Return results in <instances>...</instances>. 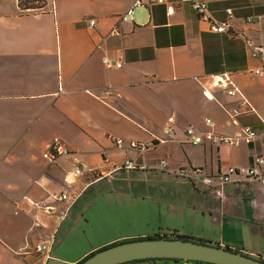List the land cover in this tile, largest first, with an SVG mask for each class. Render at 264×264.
<instances>
[{"label": "crops", "instance_id": "crops-1", "mask_svg": "<svg viewBox=\"0 0 264 264\" xmlns=\"http://www.w3.org/2000/svg\"><path fill=\"white\" fill-rule=\"evenodd\" d=\"M135 1L29 0L21 6L0 0V264H46L50 258L79 264L113 244L163 236L165 229L170 236L261 256L259 247H239L227 232H258L264 188L233 183L218 198L208 187L195 188L157 167L165 159L173 171L192 167L217 175L264 156V78L248 73L259 63L242 37L264 43V0H200L219 21L233 10L232 29L224 34L211 32L180 0L149 1L132 21L122 22ZM248 17L254 21L247 23ZM106 58L122 66L108 68ZM225 72L254 109L241 126H253L259 137L250 145H191L187 129L208 130V119L219 135L241 133L229 112L239 95L212 82ZM171 120L175 140L165 133ZM55 137L70 154L51 164L43 155ZM116 138L126 144L153 141L156 147L140 155L117 148ZM128 160L137 168H126ZM77 168L82 175H74ZM61 192L70 199L55 203L52 215L32 204ZM92 208L114 213L100 223ZM118 209L142 211L151 223L120 227ZM163 215H169L165 222ZM69 216L76 224L87 221L89 231L102 237L55 250L58 226L69 223ZM186 218L201 228L186 227ZM68 241L69 235L63 243ZM42 242L52 245L49 257L35 252ZM72 247L77 252H68Z\"/></svg>", "mask_w": 264, "mask_h": 264}, {"label": "built area", "instance_id": "built-area-1", "mask_svg": "<svg viewBox=\"0 0 264 264\" xmlns=\"http://www.w3.org/2000/svg\"><path fill=\"white\" fill-rule=\"evenodd\" d=\"M19 4L22 6L25 2L29 0H18ZM149 1L153 2H164L165 0H136L132 7L123 15H121L122 22L132 21L136 10L139 7L145 6ZM182 3H188L195 10L197 15L201 20L209 24L210 31L216 34L229 33L232 29V21L235 19L232 9H227V20L219 21L217 20L209 10L206 3L200 0H180ZM247 23H252L254 20L252 17H248L245 20ZM262 18L259 17L257 22L261 23ZM96 24L95 20H90L89 25L94 27ZM245 40L246 46L250 52L252 59L256 60L259 65L257 67L248 70L249 74L254 76L264 78V43L258 41L255 38L242 35ZM105 66L111 67H121L122 64L115 63L112 60L106 58L104 60ZM214 86L224 90L230 96L239 95V99L236 101L234 106L229 110L231 123L233 126L241 127V133L239 135H219L211 128L213 127V121L208 119L206 121L208 130H197L194 127L187 129V139L191 145L202 146L208 144L214 147L220 146H239L241 143L252 144L259 137V132L250 125L241 126V118L248 114L254 112V109L249 102V100L243 95L241 89L236 84L233 79L232 73H222L212 76ZM109 94V93H107ZM173 121L166 127L165 133L169 140H175V128ZM115 144L117 148L133 150L138 152L140 155H144L147 152L155 149L156 143L150 142H140L133 141L126 144L125 140L122 138H116ZM70 151L63 145L62 140L59 137H55L50 144V148L43 155L51 164L57 162V160L63 155H69ZM108 162V159L105 160ZM125 167L134 169L137 168L133 161H126ZM158 169L163 171H170L177 177L183 178L189 181L195 188L208 187L212 193L218 197H224V191L226 186L233 183H243V182H255L264 186V156H257L253 164L249 167H229L224 172H220L217 175H209L202 168H182L178 170H170L169 162L165 159L159 161ZM83 170L77 168L74 172L75 176L82 175ZM69 185L73 184V181H67ZM70 199L68 193L61 192L52 197V199L46 203H31L36 207L42 209L45 214L52 215L56 211L55 203L65 202ZM52 245L50 242L38 243L35 246V252L42 257H49L51 254Z\"/></svg>", "mask_w": 264, "mask_h": 264}, {"label": "water", "instance_id": "water-1", "mask_svg": "<svg viewBox=\"0 0 264 264\" xmlns=\"http://www.w3.org/2000/svg\"><path fill=\"white\" fill-rule=\"evenodd\" d=\"M161 261L197 264H264V258L183 236L119 242L91 254L79 264H154ZM46 264H71L50 258Z\"/></svg>", "mask_w": 264, "mask_h": 264}, {"label": "rangeland", "instance_id": "rangeland-1", "mask_svg": "<svg viewBox=\"0 0 264 264\" xmlns=\"http://www.w3.org/2000/svg\"><path fill=\"white\" fill-rule=\"evenodd\" d=\"M260 188H264L263 185L259 184ZM79 207H75L72 212L74 214H78L79 211ZM96 208H92L90 210L91 214L93 215L96 214L99 211V215H97V217L95 218L96 221H99L100 223L102 221H104V219H106V217L111 216V213H114V210H106L105 212L101 211V209H98L96 212L95 210ZM79 211V212H78ZM94 211V212H93ZM117 211V217L115 218V222L120 226L123 227V224H126V228H133L136 229L141 223H151V219L152 216L147 214L146 216H144V214L142 213V211H138V210H131V211H127V209H124L123 213L122 210L120 212V210H115ZM167 216L169 215H163L162 219L164 222L167 220L165 219ZM90 218L91 215H89ZM158 217V214H157ZM69 223L63 222L62 224H60L58 226V230L56 233V238H57V244L55 245V250L58 249H64L66 246H71L73 245V241H76L77 245L78 244H85V242H89L93 236H95L96 234L91 233L89 231L90 227L87 223V221H83L81 222V224L77 223L74 221L76 219H74V217L69 216L68 219ZM105 223H110V221H105ZM185 226L188 228H192L193 226H195L196 228H201V225L198 224L196 222V224L193 223V221L190 218H186V220L184 221ZM114 225V224H113ZM112 225V226H113ZM97 228H95V230H99L98 225H96ZM181 227V231L184 228V224H180ZM109 227H104V230H101L99 233H103L104 231H106ZM124 228V227H123ZM118 230V229H117ZM187 231V230H186ZM161 233H163V235H170V232L168 229H165L163 231H161ZM93 234V235H92ZM69 235V241L65 243H63L64 239L66 236ZM96 236H101L100 234L96 235ZM95 236V237H96ZM89 237V238H88ZM102 237V236H101ZM227 237H232L233 241H236L239 244V247H256V248H260L262 250V257H264V224L261 223L260 226L258 227V232L255 234H246L245 236H243L241 233H232V232H227ZM94 241V240H93ZM90 244V243H89ZM240 249V248H239ZM68 252H77V249L72 247L71 251ZM75 255V254H74ZM69 259H76L77 256H67ZM66 263H71L72 262H68V261H64ZM154 264H197V263H187V262H174V261H161V262H157Z\"/></svg>", "mask_w": 264, "mask_h": 264}, {"label": "trees", "instance_id": "trees-1", "mask_svg": "<svg viewBox=\"0 0 264 264\" xmlns=\"http://www.w3.org/2000/svg\"><path fill=\"white\" fill-rule=\"evenodd\" d=\"M157 237H160V238H161V237L169 238V237H171V236H170V235H163V236H162V235H158ZM106 248H107V247H106ZM104 249H105V248H104Z\"/></svg>", "mask_w": 264, "mask_h": 264}]
</instances>
